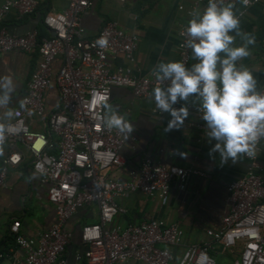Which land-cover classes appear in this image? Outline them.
<instances>
[{"label": "built area", "instance_id": "built-area-1", "mask_svg": "<svg viewBox=\"0 0 264 264\" xmlns=\"http://www.w3.org/2000/svg\"><path fill=\"white\" fill-rule=\"evenodd\" d=\"M113 1L122 4L125 0ZM225 2L235 3L241 18L245 9L259 0H249L247 6L240 0ZM207 4L208 0H194L185 9L178 7L186 19L176 31L173 61L191 67V50L183 47L185 38L180 32L191 19L189 12L195 9L202 12ZM37 5L36 0H3L0 23L9 14L18 18L32 15ZM90 5V0H68L62 11L45 13L40 19L44 36H39L36 30L15 35L0 26L1 55L17 50L36 56L20 97V107L13 110L11 120L0 117V123L6 125L0 148H7L0 157V188L4 187L8 170L23 160L24 149L30 156L32 173L45 186V198L54 214L52 223L33 238L18 233V222H12L10 230L23 255L21 264H172L171 248L180 245L182 238L178 225L155 219L123 226L112 224L116 216L126 213L118 200L136 192L164 199L173 184L180 188L190 175L200 173L142 159L126 180L110 176L122 164L120 149L135 141L133 132L127 136L117 129H108L104 123L103 108L109 101L111 88L123 87L135 98L150 100L155 87L170 82H158L150 75L152 71L138 77L132 75L129 67L113 66L110 57L114 56L133 63L137 37L109 20L93 37L86 38L80 17ZM102 37L107 40L104 47L97 43ZM260 46L264 49V37ZM57 57L61 62L53 83L58 105L45 115L43 95L51 80V62ZM258 91L264 92V83ZM22 101H26L23 108ZM187 106L189 114L196 118L192 126L208 139L200 106ZM150 112L158 117L166 115L168 126L169 113L156 109ZM27 116L42 118L45 133L30 131ZM243 157L248 161L247 171L224 187L226 212L219 228L205 231L207 241L185 246L176 264H215L216 246L238 251L233 264H264V183L256 156ZM89 203L96 204L98 221L80 227L83 250L76 252L69 262L65 250L71 233L65 225L78 209Z\"/></svg>", "mask_w": 264, "mask_h": 264}, {"label": "crops", "instance_id": "crops-1", "mask_svg": "<svg viewBox=\"0 0 264 264\" xmlns=\"http://www.w3.org/2000/svg\"><path fill=\"white\" fill-rule=\"evenodd\" d=\"M37 8L32 15L16 17L7 15L0 26L10 33L22 35L28 31L38 30L41 17L50 11L60 12L68 0H36ZM91 5L81 14L80 24L86 38L93 37L105 21H116L119 28L137 37V46L133 53V63H128L121 56L110 57L113 66L129 67L132 75L144 76L152 71L161 61H173L176 58V31L179 24L186 19L183 9L194 0H125L120 4L113 0H90ZM3 0H0V4ZM264 0L245 9L240 18L241 31L255 36V43L249 46L250 55L238 64L251 70L259 90L264 83V49L260 40L264 37L263 19ZM237 10V9H236ZM38 32V31H37ZM234 35V33H231ZM242 43L236 38V46ZM35 54L12 50L0 54V77L10 76L14 91L7 110L20 107V97L24 90L34 64ZM57 57L51 62V80L43 95L44 114L51 112L58 105L57 91L53 75L60 65ZM197 63L190 53V65ZM153 93V92H152ZM182 105L183 102H180ZM116 108L125 119L133 125L135 141L119 151L121 166L112 171L110 176L117 180H126L130 171L137 168L142 159L152 163L191 168L199 175H190L182 187L173 184L167 196L159 199L156 196H145L139 192L132 193L118 200L126 213L116 216L112 224H136L155 219L165 223H175L181 230V244L172 247L173 263L176 264L182 250L189 244L207 241L205 231H216L220 219L226 212V183L247 171L248 161L241 155L238 162L229 160L222 163L219 153L209 155L210 148L216 143L202 135L192 126L196 120L189 114L183 125L165 132L167 116L152 114L156 109L153 97L150 100L135 98L123 87L110 90L109 101L103 108L104 116L108 106ZM188 105L200 106L199 101L190 99ZM6 109H0V117ZM30 131L45 133L43 119L27 116ZM50 141L52 137H48ZM22 149V148H21ZM24 152L21 163L8 170L4 187L0 188V264H21L22 252L16 246L12 222H18L20 235L33 238L45 230L53 221V207L45 198V186L38 182L30 169L31 159ZM7 152L0 148V157ZM186 154V155H182ZM256 161L260 168L259 175L264 183V139H261L255 151ZM97 206L89 203L78 209L67 221L65 229L71 233L70 243L65 250V257L73 261L74 254L81 252L83 246L79 240V230L84 224L97 223ZM229 254L228 261L222 259L224 252ZM238 251L221 250L215 247L213 257L215 264H233ZM139 264V263H130Z\"/></svg>", "mask_w": 264, "mask_h": 264}, {"label": "clouds", "instance_id": "clouds-1", "mask_svg": "<svg viewBox=\"0 0 264 264\" xmlns=\"http://www.w3.org/2000/svg\"><path fill=\"white\" fill-rule=\"evenodd\" d=\"M240 2L249 4V0ZM189 16L180 35L185 38L183 47L191 50L197 63L187 67L182 61H161L150 73L158 82H170L155 87L152 93L156 108L171 117L165 132L183 125L189 116L188 102L194 98L200 103L209 142L216 141L209 155L219 153L222 163H236L241 155L253 157L256 145L264 139V92L258 91L251 70L238 62L250 55L249 46L255 43V36L241 31L240 15L232 2L208 0L202 12L195 9ZM237 37L242 41L239 46ZM97 43L104 47L107 40L102 37ZM13 91L12 78L0 77V109H6L3 118L9 120L14 116L12 110H7ZM180 102L182 106L176 108ZM25 103L21 102V108ZM104 123L108 129L127 136L134 130L111 105ZM5 130L6 125L0 123V142Z\"/></svg>", "mask_w": 264, "mask_h": 264}, {"label": "trees", "instance_id": "trees-1", "mask_svg": "<svg viewBox=\"0 0 264 264\" xmlns=\"http://www.w3.org/2000/svg\"><path fill=\"white\" fill-rule=\"evenodd\" d=\"M37 31H38V35H39V36H44V35H45L44 30L42 29L41 25H39Z\"/></svg>", "mask_w": 264, "mask_h": 264}, {"label": "rangeland", "instance_id": "rangeland-1", "mask_svg": "<svg viewBox=\"0 0 264 264\" xmlns=\"http://www.w3.org/2000/svg\"><path fill=\"white\" fill-rule=\"evenodd\" d=\"M222 259L228 261V259H229V254L227 253V251L224 252V254H223V256H222Z\"/></svg>", "mask_w": 264, "mask_h": 264}, {"label": "water", "instance_id": "water-1", "mask_svg": "<svg viewBox=\"0 0 264 264\" xmlns=\"http://www.w3.org/2000/svg\"><path fill=\"white\" fill-rule=\"evenodd\" d=\"M49 35L51 36L52 35V32H50Z\"/></svg>", "mask_w": 264, "mask_h": 264}]
</instances>
